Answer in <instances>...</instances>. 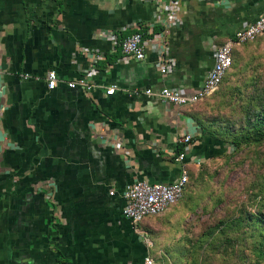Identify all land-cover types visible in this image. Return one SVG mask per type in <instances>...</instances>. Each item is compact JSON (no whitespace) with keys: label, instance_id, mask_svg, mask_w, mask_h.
<instances>
[{"label":"crops","instance_id":"1","mask_svg":"<svg viewBox=\"0 0 264 264\" xmlns=\"http://www.w3.org/2000/svg\"><path fill=\"white\" fill-rule=\"evenodd\" d=\"M263 12L264 0H0V264L170 262L158 252L177 240L183 196L134 224L122 192L137 179L190 177L224 145L202 132L198 102L175 106L144 90H196L215 48ZM136 22L166 46L167 74L150 43L142 60L109 51L101 33ZM95 49L104 58L92 62ZM79 79L92 89L67 86Z\"/></svg>","mask_w":264,"mask_h":264},{"label":"rangeland","instance_id":"2","mask_svg":"<svg viewBox=\"0 0 264 264\" xmlns=\"http://www.w3.org/2000/svg\"><path fill=\"white\" fill-rule=\"evenodd\" d=\"M235 53L219 88L197 103L201 127L221 138L224 151L190 175L182 197L189 206L173 227L177 240L159 248L171 258L166 264H264L254 254L264 233V139L238 148L230 140L252 135L254 112H264V36Z\"/></svg>","mask_w":264,"mask_h":264},{"label":"built area","instance_id":"3","mask_svg":"<svg viewBox=\"0 0 264 264\" xmlns=\"http://www.w3.org/2000/svg\"><path fill=\"white\" fill-rule=\"evenodd\" d=\"M124 30L132 31L130 34L120 37ZM262 35H264V12L251 23L237 29L230 39L215 48L213 64L202 84L196 90L185 92L177 87L163 86L157 90L147 88L144 92L147 95L157 97L163 103L175 106L195 104L210 96L219 88L226 72L231 67L234 47L248 43ZM101 36L112 42L110 52H114L116 46L119 48L121 60L124 62L132 59L142 60L145 57L147 45L150 43L151 49L156 53V65L159 72L167 74L173 69V61L167 56V48L164 43H158L156 38H146V34L138 22L129 23L113 30H104ZM156 36L158 37V35ZM89 58L92 62H95L104 58V53L95 49L89 53ZM24 76L27 77L28 74L25 73ZM46 80L47 88L54 89L57 82V74L54 69L47 72ZM67 86L69 88L82 87L87 91L93 87L84 79L68 81ZM114 90L115 86L111 85L106 88L105 93L111 95ZM191 140L192 135L190 134L180 138V142L184 143ZM183 158V154L180 153L175 160L181 161ZM188 181L189 176L186 171H182L180 176L171 183H149L137 179L127 184L122 192L124 205L121 208V213L134 224L140 223L146 217L159 215L180 200ZM109 193L113 194V191ZM141 264H155V260L152 256L145 255Z\"/></svg>","mask_w":264,"mask_h":264},{"label":"trees","instance_id":"4","mask_svg":"<svg viewBox=\"0 0 264 264\" xmlns=\"http://www.w3.org/2000/svg\"><path fill=\"white\" fill-rule=\"evenodd\" d=\"M244 44H246V43H244ZM233 57H234V55H232V64H233V59H234ZM232 64H231V66H232ZM228 71L226 72L223 80L225 79L226 75L228 74ZM223 80H222V82H223ZM208 97H206V98H208ZM205 99H203V100H205ZM254 114H255L254 115V120L256 122L254 123V126L253 125L251 126L252 129H253L252 135L249 134V133H247V134L238 133L237 136H233L230 139L232 141L233 145L235 144L237 148L242 143H244V144L249 143V142L258 143V142H260L261 140L264 139V112L255 111ZM197 121H198V123H199V125L201 127V118L200 117L197 118ZM201 129H202L203 133H206V130L204 128L201 127ZM219 139H221V138H219ZM255 218L256 219L260 218V215L257 214L255 216ZM237 219L238 218H235L231 222L234 224L237 221ZM257 241H258V243L256 242L257 244L255 243L254 244L255 246L253 245L254 246V254H255L257 260L264 259V233L262 234L261 238L259 236V240H257ZM256 264H258V263H256Z\"/></svg>","mask_w":264,"mask_h":264}]
</instances>
